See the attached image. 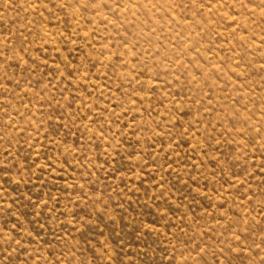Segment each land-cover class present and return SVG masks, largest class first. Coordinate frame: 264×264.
<instances>
[{"label": "rangeland", "instance_id": "rangeland-1", "mask_svg": "<svg viewBox=\"0 0 264 264\" xmlns=\"http://www.w3.org/2000/svg\"><path fill=\"white\" fill-rule=\"evenodd\" d=\"M0 264H264V0H0Z\"/></svg>", "mask_w": 264, "mask_h": 264}]
</instances>
